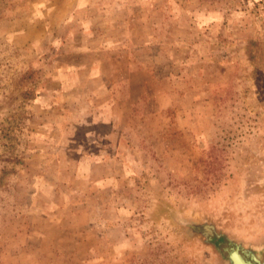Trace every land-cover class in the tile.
Instances as JSON below:
<instances>
[{
    "label": "rangeland",
    "instance_id": "obj_1",
    "mask_svg": "<svg viewBox=\"0 0 264 264\" xmlns=\"http://www.w3.org/2000/svg\"><path fill=\"white\" fill-rule=\"evenodd\" d=\"M193 221L263 231L264 0H0V264H224Z\"/></svg>",
    "mask_w": 264,
    "mask_h": 264
},
{
    "label": "water",
    "instance_id": "obj_2",
    "mask_svg": "<svg viewBox=\"0 0 264 264\" xmlns=\"http://www.w3.org/2000/svg\"><path fill=\"white\" fill-rule=\"evenodd\" d=\"M256 224L249 221L248 227H241L234 221L232 228L239 229L238 233L232 229H222L210 221H193L185 223L183 227L210 247L224 264H264V224L263 231L254 230Z\"/></svg>",
    "mask_w": 264,
    "mask_h": 264
},
{
    "label": "trees",
    "instance_id": "obj_3",
    "mask_svg": "<svg viewBox=\"0 0 264 264\" xmlns=\"http://www.w3.org/2000/svg\"><path fill=\"white\" fill-rule=\"evenodd\" d=\"M25 96H26V98H28V97H29V98H33V97H32L33 95H32L31 92H27V93L25 94Z\"/></svg>",
    "mask_w": 264,
    "mask_h": 264
}]
</instances>
